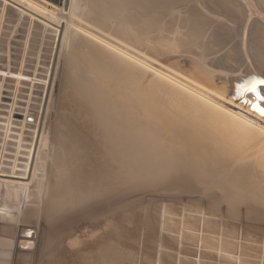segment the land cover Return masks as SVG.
<instances>
[{"label": "bare ground", "instance_id": "6f19581e", "mask_svg": "<svg viewBox=\"0 0 264 264\" xmlns=\"http://www.w3.org/2000/svg\"><path fill=\"white\" fill-rule=\"evenodd\" d=\"M28 1L29 0H10V2H12V5L16 4L17 6H24V4H26L28 6L29 4L35 9V13L46 14L50 18V21H55L56 12H54V10L50 11L45 8L46 4L49 7H54L51 2L49 4L46 2H41V4L45 3V6H43L39 4L41 0H38V3L30 0L32 4H35L34 6H32ZM62 1V9H64L63 7L65 0ZM119 1L122 2V5L120 6L128 5L131 9H134L136 15L126 18L120 12H107L102 14L103 12L100 13V9L96 3L97 0H70L69 8L68 10H64V14L77 16L78 14H82L85 6H83L82 8L83 11H81L80 5L86 2V8L89 14V18H97L103 20L106 27L101 28L97 27L94 24L88 25V21L85 22L87 24L81 25L83 26V28L81 26L79 27V25H75L74 27H72L74 23L73 25L69 23L72 27V31L67 28L70 31L69 33L68 31L66 32V27H68V20L61 17L60 19L57 18L59 19V21L57 20L55 22V24L58 25L60 31L62 32L61 42L67 41L70 43L69 74L73 80L72 87L75 89L78 96L83 99V102H78L76 108L71 111V117H74L75 121V124H72H74L76 127L74 126L70 133H66V138H60L58 142H56L57 146L60 145V149L57 148L60 154L57 158L58 161H56L57 172L52 177V179H50L52 188L48 196H57V198L53 201L54 204L52 203V205L59 208L58 210H56V207H52L50 211H48V213L52 215L50 217V220H48L50 221L48 234L49 236L46 237V239L48 238L50 243L48 242L49 245L44 244L46 246L42 250L45 253V261L48 263L50 262L51 264H53V258L56 259L62 254L70 256L69 258L71 259V262H74V257L63 250L65 239L66 242L71 240L75 241L73 232L72 234L69 233L74 229V227L78 226L81 221H86L89 219V217L94 218L96 217V215H98V219L94 218V221L89 224L90 226L102 225L104 223L108 225L109 222H114V224L110 223L111 225L108 226V237L104 238L103 240H100L98 238L99 242L96 243L97 247L95 248V251L99 255V257L101 256L100 258L105 259V261L100 258L99 259L101 260V262H103V264H111V262L112 264H115L116 262L114 260L118 259L119 257L122 258V255L120 254L121 247L119 249V243L116 242L119 234H117V226L119 225H117L118 222L116 224L115 221L118 217H122L120 213H122V209L124 207L141 202V200L144 199V195L146 193L157 191H171L174 192V194H176L177 192L180 193L179 191L182 189H180V186V188L176 187V183H180V178L183 177L181 173L183 172L180 173L181 177H179V179L177 177L175 178V180L178 179L175 181V183L173 182L172 178H170L172 182L168 181V177V179L165 180L166 177H164L165 175H163L165 173L161 174V171L167 169L175 170L177 168L179 169L176 170L177 173L178 171H180V167H185V169L187 167L189 168V166L187 165L183 167L181 161H177L178 159H174L175 156H177L178 158L179 155L183 154V149L185 150V148L183 147L187 143L186 139H188V136H194L196 133L200 134L201 131H205L207 135L212 134L213 132L212 136L217 137L216 142H218L219 137V146L217 145L218 143L215 144L216 146L220 147L221 145H223L220 144L222 143L220 137H222L227 141L228 145L230 143V146L232 148L230 149L232 151L228 148V146L227 151L229 149L233 153H230L232 154V156L236 151H239L238 149H240L239 154H244L243 151L249 149L248 151L251 152L252 155L256 156L255 161L258 168L260 167V170L262 169L264 171V0H197L189 11L193 16H189V18H187L183 22H178L177 17L172 16L175 12L173 9L175 8V6H177L176 0ZM112 3H114V1H108V3H106V8L112 7ZM168 9H171V12L167 11ZM138 16L146 17V19H143L142 17V19H140L138 18ZM108 19H113L117 23V25L115 24L113 27H111L110 24L107 23ZM141 21L144 22L143 25L137 27L136 25ZM98 29L102 30L100 31ZM186 29L189 30L186 32ZM104 32L109 33V35L104 34ZM224 50L226 51L225 54L221 55V57L216 58V55ZM213 56L214 58H211ZM182 60H185L183 64H186V68H183L180 64ZM231 63H233L234 66L237 67V69L232 70L228 68ZM243 67L246 68L245 76L237 79L229 75L230 73H234ZM226 72L228 74L222 77L221 75ZM1 74L4 77L17 79V81H24L22 80V76L28 77L26 78V81L34 80L32 77L29 78L30 76L25 75L21 71L13 73L10 70H4L1 72ZM49 92L50 91L46 92L47 96ZM73 102H75V100ZM86 109L90 112H88ZM27 114L29 113L26 112L20 114L21 116L23 115L24 118L16 119L15 121H18L19 123L22 122V124L27 123L29 117ZM84 116L89 117L91 125L93 124L96 127L98 126L99 130L102 131L103 134L101 141H97L98 144H96L101 146L97 147L95 145V140H93V142L92 139H89V136H84V134H82V132L84 131L83 129L89 128L87 127V125H90L88 124V122L86 123V121L84 120ZM167 119L170 123L174 121L173 123L176 125H174L176 127V130H174L175 132H171L172 134L174 133V136L170 135V138L173 137V140L175 138L176 143L178 142L177 146L180 149H177V147L172 145L174 141L172 140V142L171 139L167 137L163 131L166 126L171 127L170 125H163L164 123H169L165 121ZM162 122L164 123L162 124ZM24 124L21 127H16L14 125L13 127H15L17 130L23 128ZM9 125L12 127L10 123H4L0 121V126H5V130L9 129ZM162 125L164 126V128ZM79 126H84L85 128L83 127V129L79 130ZM91 127L90 129H92ZM64 131L65 130H63V132ZM13 134L20 136V134H18L17 132ZM40 134V132L36 134L37 143L34 145L32 160L30 163V171L32 170L34 172H36L35 161L39 157V155L37 154V150ZM192 136L191 138L193 139L194 137ZM197 137L199 139H203L202 137L196 135V138ZM42 140L43 139L41 138V143ZM209 142L211 145L214 143V141L211 140V137L209 138ZM205 143L206 141H204V144ZM232 145L235 148H233ZM205 146L202 147L205 148ZM224 147L221 149V151L224 150ZM234 149H236L235 152H233ZM17 150L19 151L18 153H20V150L18 148ZM197 154H199V152ZM243 154H240V156H243ZM196 156L199 157L198 155ZM237 159H239V157ZM243 159L248 158L243 157ZM185 161L187 160L185 159ZM189 162L191 163L193 161ZM205 162H208V164H205V166H212V163L209 164V161H204V163ZM210 162L215 161L211 160ZM239 162H241L240 159ZM199 163H196V167L204 168V166L202 167L203 163L202 165H199ZM253 163H255L254 160ZM253 163L252 166L250 165L251 167H254L253 165L256 166V164ZM192 164L193 163L190 164L191 169L194 168V165ZM217 164H213L214 167L217 166ZM241 166L243 165L241 164ZM152 167L153 169H151ZM258 168L256 169L258 170ZM185 169H183L184 172ZM204 169H206V167ZM194 170L197 171L199 169ZM194 170H191L190 172ZM262 170L260 172H262L263 174ZM187 171L189 170L187 169ZM200 172H202V170H200ZM186 173L188 174V172ZM219 173L220 175L222 174L220 171ZM251 173L253 174L254 172ZM170 174L172 175V173ZM174 175L175 174H173L172 177ZM190 175L192 176L194 175V173ZM258 175L255 178L257 179L259 177L257 181H260V179L262 178V180H264V176L261 178V175ZM200 176L196 175L195 177ZM208 176L206 178H208ZM231 177L234 178L233 176ZM0 178L1 180L11 179L21 182L30 181V179L23 180L10 177H4L7 179H4L2 177ZM210 178L213 179L214 176ZM224 178H227V175ZM183 179L186 180V178L184 177ZM203 179L205 182V178ZM215 179V181H217V179L220 180L221 178L219 179L218 177ZM187 181H189V179L185 181V184ZM191 181L193 183V180H190V182ZM211 181L213 184L214 179ZM231 181L229 183H231ZM168 182L175 184L170 185V183ZM182 182L183 180L181 179V183ZM199 182H195V185L192 183L190 184L189 182L188 183L189 185H194L195 187L196 183H204ZM220 182L222 183V181ZM218 183L219 181H217V184ZM221 183H219V185H222ZM250 183L251 182H249V184ZM210 184L208 185V187L212 186V184ZM214 184L216 185V183ZM228 184H226V187ZM168 185H170V188L167 187ZM219 185L216 186H218L219 188L222 187ZM232 185V188H234L235 183ZM229 186L231 187V184H229ZM242 187L244 188V186ZM242 187L240 186L239 188L238 186L240 190L243 189ZM186 188L188 187L186 186ZM188 189H190L191 191L193 190L191 188ZM261 189L262 188H260V190ZM187 190L185 189V191L188 193ZM226 190L227 189L222 191V193H224ZM183 191L184 190H182V192ZM237 191L238 190L236 187V191L234 192ZM204 192L206 193V191ZM234 192L226 195H232L235 199L236 196L233 195ZM208 193L210 194L211 192ZM222 193H220L219 191L220 195ZM239 193L237 192V195ZM245 193L246 192H244L243 194L244 197ZM244 197L242 198L243 200H245ZM247 197L249 196L247 195ZM229 198H227V200ZM207 199L211 200L210 196ZM236 199H238V197ZM203 200L205 201V198ZM247 200L249 201V199H246V201ZM253 200H251V202ZM192 201L198 203L195 201V199ZM218 201H221V203L219 204L223 203L222 200ZM231 201L232 200H230L229 202ZM226 202L227 201H225V203ZM254 202L253 204H256L259 201L255 203ZM210 204L212 205L211 202ZM225 205L227 209L228 206L227 204ZM66 208L67 210L64 212ZM211 208L213 207L211 206ZM211 208H208V211H211ZM167 209L168 208L163 209L162 213H168ZM239 209L240 207H238L237 210ZM0 212L12 213L1 208ZM217 212H219V210H217L216 213ZM233 212L235 213L237 211L235 210ZM238 212L240 213V211ZM48 213H46L47 217L49 216ZM46 216L45 218L47 219ZM248 220H250V218ZM255 222L259 223V221L256 220ZM87 224L88 222L86 223V225ZM115 225L117 226L115 227ZM163 225L164 227L167 225L171 226L172 223L164 222ZM196 225L198 226L196 227ZM183 227L184 230H191L190 232H192V234H187L189 238L191 237L192 239L197 240L200 239L198 230L200 231L201 228V243H218L222 252L224 251L226 254L229 253L228 257L230 259L234 258L233 256L236 251V244L234 241L235 230L229 231L230 233H228V235H230V237H224L220 245L218 241V235L213 233L215 224L210 216L207 217L206 215H204L203 220L200 218L198 224L196 223V220L192 222H184ZM46 230H48V227ZM30 233L32 235V232ZM66 234H68L67 237H65V239H63V241L61 242V238L66 236ZM116 234L117 238H114L115 236L113 235ZM251 235L252 234H250L249 238L246 235L247 241L245 240L246 242H244V245L241 248L242 255L246 250L253 249L251 248L253 247V243L254 245H258L259 247H261V245L257 244L256 241L257 239L263 237L259 238L257 236L256 238L255 236ZM122 238L120 237L119 239L122 240ZM48 240H46V242ZM75 242L72 244H74L76 248H79V246L76 245ZM259 243L261 242L259 241ZM259 247H257L256 250H258ZM28 249H32L31 245L28 246ZM83 250H80L81 254ZM89 250H91V248H89ZM89 250L86 251L89 252ZM254 252L257 251H253V254ZM250 253L252 254V252ZM259 253L256 255H260ZM61 258L59 259L60 261L58 260V264L61 263ZM64 259L66 260V258ZM98 262L97 264H102ZM240 263L242 264L243 262L240 261Z\"/></svg>", "mask_w": 264, "mask_h": 264}, {"label": "rangeland", "instance_id": "374dc122", "mask_svg": "<svg viewBox=\"0 0 264 264\" xmlns=\"http://www.w3.org/2000/svg\"><path fill=\"white\" fill-rule=\"evenodd\" d=\"M33 1L38 3L40 0L39 1L33 0ZM108 1L109 2L114 1V3H112V7L106 8V3H108ZM186 1L187 0H176L177 6H175V8L173 9L175 12L173 13L172 16L177 17L178 22H183L187 18H189V16L192 15V13H190L189 11L191 10L192 6L197 0H189L187 2ZM28 2L31 3L32 6L35 5L34 3L32 4L30 0ZM41 2H46L48 4L51 2L54 7H49L47 4L45 6L44 5L45 3L41 4ZM62 2H63L62 0H43V1L41 0L40 1L39 3L40 5L45 6V8L50 11L54 10V12H56L55 21L52 22V20L50 21V18L46 14L35 13L36 12L35 9L31 7L29 4L28 6L24 4V6L26 5L24 7L20 5L17 6L16 4L12 5V2H10V0H0V68L4 70H10L13 73L17 71H21L25 75L30 76L29 78L32 77L34 79V80L26 81V78L28 77L22 76V80L24 81H20V80L17 81V79H14V78L0 77V121L4 123H10L12 127L13 125L16 127L17 126L21 127L24 123L22 124V122L19 123L18 121H15V120L24 118L23 115L21 116L20 114H23L26 112L29 113L27 114L29 116L28 121L27 123L24 124L23 128L16 130L15 127L12 128L9 125V129H8L9 131H8V130H5V126L4 127L0 126V177L2 178L10 177V178H16V179H23V180L30 179L29 182H21L18 180H11V179L1 180L0 178L1 185H4V188H2L0 191V205L11 206V208L2 207V206H0V208L12 212L11 215L9 216L0 215L1 221L6 222V223H11L12 225L10 234L8 235L3 234L1 236H7L5 237L6 239L13 240L11 241V245L14 242L16 243V246L12 245L11 250L9 249L5 250V255L1 254L2 251H0L1 257L5 259L3 260L5 264H51L50 262L48 263L45 261V258H46L44 256L45 253L42 250L47 244L49 245L50 243L48 238L46 239V237L49 236L48 234H49L50 221L48 220H50V217L52 216L50 213H48V211H50L52 207H56V210H58L59 208L57 206L52 205L53 201L57 198V196H53V195L48 196L52 188L50 184L51 183L50 179H52V177L57 172L56 161H58L57 158H58V155L60 154L59 150L57 149V148L60 149V145L57 146L56 142H58L60 138H66L65 136L66 133H70L72 131L73 127L75 126L74 125L75 121H74V117L73 118L71 117L72 116L71 111L74 108H76V105L78 104V102H81V103L83 102L82 101L83 99L80 96H78L77 92L72 87L73 80L69 74L70 73L69 71L70 43L67 41L61 42L62 32L60 31V28L58 27V25L55 24V22L57 20L59 21L61 17L68 20V27H66V32L68 31L69 33L70 31H72V27H74L75 25L77 26L79 25L80 27L81 25L87 24L85 23L87 21H88V25L94 24L97 27H101V28L106 27L103 20L97 19V18H89V14L86 8V2L80 5L81 11H83L82 10L83 6L85 7H84V11L82 12V14H78L79 17L77 15L64 14L65 12H64V9H62V4H63ZM182 2H186V3H182ZM96 3L100 9V13L103 12L102 14L107 13V12L108 13L120 12L126 18H128L129 16L136 15L135 10L131 9L130 6L128 5L120 6L122 5V2L119 0L118 1L97 0ZM167 11L171 12V9H168ZM62 15H65V16H62ZM141 17L142 16H138V18L140 19L142 18L146 19V17H142V18ZM79 20L83 23H81ZM112 20L113 19H108L107 21V23L110 24L111 27H113L115 24L117 25V23L114 20L113 21ZM69 23L71 25H73L74 23V25L71 27ZM143 23L144 22L141 21L136 26L140 27L141 25H143ZM81 27L83 28V26ZM67 28H69L70 31ZM188 30L189 29H186V32ZM104 34L109 35V33H105V32ZM226 51L224 50L218 55H216V58L221 57V55L225 54ZM211 58H214V56ZM184 61L185 60H182L180 64L183 68H186V64H183ZM228 68L232 70L237 69V67H235L233 63H231ZM245 70L246 68L243 67L234 73H230L229 75L234 78L239 79L240 77H243L246 75ZM226 74L228 73L226 72L222 74L221 76L224 77L226 76ZM217 75H220V74H217ZM47 91H50L48 96L46 94ZM74 100L75 102H73ZM87 111L90 112L89 110ZM84 118H85L84 120L86 121V123L88 122V124L91 125L89 117L84 116ZM165 121L167 123L169 122L168 119ZM173 122H171L172 124L170 122H169L170 124L169 123L166 124L162 122V124L164 123L163 124L164 126L170 125L171 127H174V128H171V127L166 126L164 128V126L162 125L164 128L163 131L165 135L169 138L171 136H174L173 135L174 133L172 134L171 132L176 130V127H175L176 125ZM90 125H87V127L89 128H85L83 126L85 129L79 126V130L83 129L84 131L81 130L83 131L82 134H84V136H89L90 138L89 137L88 138L92 139V141L95 140V145H96L98 144V142L101 141L103 133L101 130H99L98 126L96 127L92 124L91 125L92 127H91ZM90 127L92 129H90ZM167 128L168 129L170 128L169 130L171 131H169ZM63 130L65 131L67 130V131L63 132ZM11 132L13 133L17 132L18 134H20L21 137ZM38 132L41 133L39 137L38 150H37V154L39 155V157L37 158L38 160L36 159L35 161L36 172L32 170L31 172L30 163L32 160L34 145L37 143L36 134ZM202 132L203 131H201L200 134L196 133L194 136L191 135L192 137H194L193 138L194 140L196 139L195 141L191 138V136L187 135L188 139H186L187 140L186 144L188 145L185 144V146L183 147L185 148V150L183 149L184 155L183 154L179 155L178 158L177 156L174 157V159L176 160L178 159L177 161L182 162L183 167L187 165L189 166V168L187 167L185 169V167L184 168L180 167V171H178L179 173L177 172L178 174L176 173V170H179L177 168L175 170L173 169L174 171L169 170V169H167L168 171L163 170V171H166L167 173L161 171L162 172L161 174L165 173L163 175H165L164 177H166V179L163 176L162 177L165 180L169 178L168 181H171V182L172 180H170V178H172L173 182H175L176 180L179 179V177H181V175L184 178H186V180L189 179V181L186 182L187 185L185 184L186 180H184L183 177L180 178V183H181V179L183 180V182L181 183L182 185L178 182L177 183L175 182L176 187L180 186L181 188L180 187L179 188L184 190L183 191L184 193L182 192V190L179 191L180 193L178 192L176 193L178 195L174 194V192H171V191H168V192L157 191V192H152V193H146L144 195V199H142L141 202L134 204V205L124 207L122 209V213H120L122 217H118L117 220L115 221L116 224L118 222L117 225H119V226L115 225V227L117 226L118 231L120 230L122 232L121 233L120 231L119 232L117 231V234L118 233L119 234H118V239H116V242L119 243L118 248L120 249L121 247V249H123V250L120 249V251L122 252V253L120 252V254L122 255V258L119 257L116 260L113 259L116 262L115 264H241L240 261L243 262L242 264H249V263L254 264L255 262H256L255 264L264 263L263 262L264 261V247H263L264 246V242H263L264 241V210H263L264 209V202H263L264 201V186H263L264 180H262L263 179L262 177L264 176L263 175L264 171L261 169L263 171V174L262 172H260L261 171L260 167L258 168L257 163L255 161L256 156L252 155V153L248 151L249 149H246L245 151H243L244 154L240 153L241 155L243 154V156H240L239 154L240 149L236 148L239 151H236L237 152L236 154L235 152L236 149H234L233 152H235L236 155L234 154L233 156L235 157H233L232 156L233 153L231 152L232 148L230 146V143L228 145L227 141L224 140V138L220 137L222 141V143L220 144H223V145H221L222 147L221 146L218 147L219 137H218V142H216L217 137L212 136L213 132L212 134H208V135L205 131L203 133ZM196 135L199 137H202L203 139H199L198 137L196 138ZM210 137H211V140L214 141V143L212 142L214 145L210 144L211 142V141L209 142ZM41 138L43 139L42 143H41ZM96 139H99V140H96ZM170 139L172 141L173 137ZM173 141L175 145L174 143H172ZM173 141L171 142L172 145L177 147L178 149L179 148L177 146L178 142L176 143L175 138ZM204 141H206L205 144H204ZM200 143H203V144H200ZM215 144H217L218 146H216ZM96 146L98 147L101 145H96ZM202 146L203 147L205 146V148H203ZM224 146L226 147V149ZM227 146L229 149L231 148L230 149L231 151L229 149L227 151ZM199 147H202V148H199ZM223 147H224V150L221 151ZM232 147L235 148L233 145ZM17 148L20 150V153H18L19 151L17 150ZM198 152L199 154H197ZM225 152L227 155L225 154ZM196 155H198L199 157H197ZM185 156L188 158H186ZM238 157L241 162H239V159H237ZM243 157H247L248 159H243ZM184 158L188 162L185 161ZM232 158H235V159H232ZM210 159L214 160L215 162H210L211 161ZM203 160L209 161V164L212 163V166L211 165L205 166V164H208V162L204 163ZM253 160L255 163H253ZM189 161H193L191 162L193 163L192 165H194L193 169H191L190 167L191 163ZM225 161L227 162L229 161V162L227 163ZM196 163H199V165H202L203 163L202 167L204 166V168L206 167L207 170L209 169L210 170L207 171L204 168L196 167L197 166ZM252 163L256 164V166L253 165L254 167H251ZM213 164H217V166L214 167ZM219 164H220V167H219ZM241 164L244 167L241 166ZM213 167H214V170H213ZM211 168H212V171H211ZM256 168H258V170ZM151 169H153V167ZM183 169H185V172L183 171ZM187 169L189 171H187ZM194 169H199V170L196 171ZM191 170H194L192 171L194 173V175L192 176L190 175V174H193L192 172H190ZM200 170H202V172H200ZM223 170H224V173H223ZM205 171L207 173L209 172L208 175L209 176L211 175L210 177L214 176L213 184L211 181L213 179H211ZM219 171L222 173L221 175ZM186 172H188V174ZM210 172H212L213 174ZM251 172H254L255 175L256 174L258 175L260 172L258 176L261 175L260 177L262 179H260V181H257L259 177L255 179L257 175L255 177L254 173L252 174ZM170 173H172V175L175 174L173 176L174 178L172 177ZM195 173L198 176L200 175L202 176L195 177L196 176ZM217 174L220 176H218ZM226 175H227V178H224L226 177ZM185 176L187 177L191 176V177L187 178ZM207 176L208 178H206ZM231 176H233L234 178L236 177V178L234 179ZM176 177L178 179L175 180ZM218 177L219 179L220 178L221 179L220 180L217 179V181H219V183H221L220 181H222L221 183L222 185H219V183L217 184V181H215L216 180L215 178H218ZM194 178H195V181H194ZM203 178H205L206 180L205 182ZM4 179H7V178H4ZM208 179L212 184V186L210 187H208V185L210 184ZM190 180H193V183L192 181L190 182ZM231 180H233L234 182ZM230 181L231 183H229ZM171 182H168V183H170V185L175 184ZM188 182L190 184L191 183L194 184L195 182H199V183L204 182V183L202 184L196 183V187H195L194 186L195 184L189 185ZM227 182L231 184V187L229 186ZM249 182L251 183L249 184ZM214 183L222 187L223 186L226 187V184L228 185L226 188L225 187L219 188ZM234 183H235L234 185L235 187L232 188L233 187L232 184ZM170 185H168L167 187L170 188ZM186 186L193 190L191 191L190 189L186 188ZM228 186H229V189H228ZM238 186L239 188L240 186L241 187L244 186V188L242 187L243 189L240 190ZM253 186H256V187H253ZM193 187H195L196 189ZM236 187L238 190L237 192L238 193L240 192L239 193L240 197H242L244 192H246L245 193L246 198L243 195L245 200L242 199L243 197L240 198L239 194L237 195V192H234L236 191ZM260 188H262L261 190L263 191H261ZM185 189L186 190L188 189L187 190L188 193L185 191ZM225 189H227L226 190L227 193L226 191L222 193V191H224ZM230 190L231 192H234V194L233 193L232 194L236 196L235 199L237 197L238 199L240 198L239 201L238 199L235 200L234 196L232 195L230 196L226 195V194L231 193ZM204 191H206V193ZM219 191L220 193H222L221 194L222 196L219 194ZM208 192H211V193L209 194ZM167 194H169L170 196ZM207 194L210 196L211 200L213 199L212 201L207 199L209 197ZM247 195L249 197H247ZM200 196H203L205 198V201L203 200L204 198ZM260 196L263 199H261ZM196 197H197V200L199 201L196 200ZM229 197H232V198H229ZM227 198H229L228 199L229 201L230 200L232 201L229 202ZM194 199L198 203H195L194 201H192ZM200 199H202L203 201ZM246 199H249V201L248 200L246 201ZM260 199L262 202L260 201ZM218 200L223 201L222 203L223 206L222 204H219L221 203V201L219 202ZM251 200L253 201L251 202ZM214 201L215 202L218 201V202L215 203ZM225 201L227 202L225 203ZM254 201L255 202L259 201V202H257L256 204H253ZM210 202L212 203V205L210 204ZM217 203H218V206L221 205L220 207L222 209L217 206ZM229 203L232 204L234 207L230 205ZM239 203H240V206H239ZM258 203L260 204L262 203V204L260 205ZM225 204H227L228 206L227 209H226ZM224 205H225V208H224ZM211 206L213 208H211ZM237 206L240 207L239 210H237L238 209ZM243 206H246V207H243ZM259 206H262V207H259ZM249 207H250V210H249ZM165 208H168L167 209L168 213L163 214L162 210ZM208 208L209 209L211 208V211L214 209L215 212L214 210L212 212L210 210L208 211ZM231 209L233 211L236 210L237 212L234 213ZM66 210L67 208L64 210V212ZM217 210H219V212L216 213ZM225 210H228V211H225ZM238 211H240V213ZM0 213H4V212H0ZM46 213L49 214L48 217L46 216ZM204 215H206L207 217L210 216V218L214 222L215 227L213 229V233L218 235V241L220 245L224 237L225 238L230 237V235H228V233H230L229 231L235 230L234 231L235 233L234 241L236 244V251L234 253L233 259H230L228 257L229 253L226 254L224 251L222 252L218 243L217 244L216 243L214 244L201 243L200 242V239L202 238L201 228H200V231L198 230L200 239L198 240L192 239L191 237L189 238L187 236V234H190V233L192 234V232H190L191 230H188V231L184 230L183 223L192 222L196 220V223L198 224L199 219L201 218L203 220ZM45 216L47 217V219L45 218ZM97 217L98 215H96V217L94 218L96 219ZM94 218L89 217L88 220L81 221L80 224H78L79 227L78 226L74 227V229L69 233V234H72L73 232V235L75 236V241L77 242L73 240H71L72 242L71 241L66 242L65 237H67L68 234H66V236L61 238V242L63 241V239H65L63 250H65L66 253H69L74 257V262L73 263L71 262V259L69 258L70 256H66L62 254L63 257L62 255H60L56 259L53 258L54 260L52 261L53 264H58V260L61 257H62L61 260L64 263L61 261L60 264L62 263L63 264H78V263L79 264H90V263L97 264L98 260L100 263L103 264V262H101L100 260L102 259L100 258L101 256L99 257V255L95 251V248L97 247L96 243L99 242V239L103 240L104 238L108 237L109 235L107 232L108 226H110L111 224H114V222L112 223L109 222L108 225L104 223L102 225H91L90 226L89 224L92 221H94L93 220ZM249 218L250 220H248ZM255 220L259 221V223L255 222ZM87 222L88 224L86 225ZM164 222H170L172 223V225L171 226L167 225L164 227L163 225ZM43 224L46 228L43 226ZM104 226L106 227V229ZM197 226L198 225H196V227ZM47 227H48V230H46ZM30 232H32V235ZM248 233L252 234L251 236H255L256 238L257 236L259 238L263 237V238H260L261 240L257 239L258 242L256 241V243L261 245V247H259L258 245H254L253 243L252 244L253 247H251L253 249H248L251 251L246 250L244 254L242 255L241 248L244 245V242L247 241L246 235L248 238L250 237V234ZM117 234L113 235L115 236L114 238H117ZM119 235H122V236H119ZM95 237L97 241L95 240ZM120 237L121 238L123 237L122 240L119 239ZM46 240L48 241L46 242ZM259 241L261 243H259ZM74 242L76 243V245L79 246V248H76L75 245L72 244ZM30 245L32 249H28V246ZM72 245L74 246V248ZM257 247H259L258 250H261V251L256 250ZM89 248H91V250H89ZM80 250L81 251L83 250L82 254ZM86 250H89V252ZM253 251H257V252H254L253 254ZM40 252H42L43 254ZM74 252L75 254H78V255H75ZM250 252H252V254ZM258 253L260 255H256ZM88 254L91 256H89ZM42 258L44 262L42 261ZM64 258H66V260ZM102 260L105 261V259H102ZM107 264H110V263H107Z\"/></svg>", "mask_w": 264, "mask_h": 264}, {"label": "crops", "instance_id": "0c3cea01", "mask_svg": "<svg viewBox=\"0 0 264 264\" xmlns=\"http://www.w3.org/2000/svg\"><path fill=\"white\" fill-rule=\"evenodd\" d=\"M2 188H4V185H1V183H0V191ZM0 206H2V205H0ZM2 207L11 208V206H7V205H3ZM0 215L9 216V215H11V213H0ZM11 226H12L11 223H6V222H3L0 220V251H2L1 254H4V255H5V250H8V249L11 250L12 245L16 246L15 242L12 243V245H11V241H13V240L6 239L5 237H7V236H1L3 234L4 235L10 234ZM1 254H0V264H5L3 261L5 259H3L1 257Z\"/></svg>", "mask_w": 264, "mask_h": 264}, {"label": "water", "instance_id": "95a60500", "mask_svg": "<svg viewBox=\"0 0 264 264\" xmlns=\"http://www.w3.org/2000/svg\"><path fill=\"white\" fill-rule=\"evenodd\" d=\"M70 4V0H65L64 2V10H68Z\"/></svg>", "mask_w": 264, "mask_h": 264}, {"label": "built area", "instance_id": "2783aa9c", "mask_svg": "<svg viewBox=\"0 0 264 264\" xmlns=\"http://www.w3.org/2000/svg\"><path fill=\"white\" fill-rule=\"evenodd\" d=\"M4 71L2 68H0V77H4L1 72Z\"/></svg>", "mask_w": 264, "mask_h": 264}]
</instances>
